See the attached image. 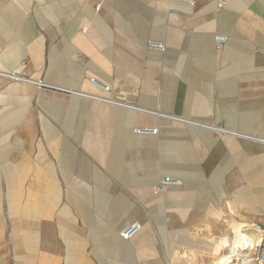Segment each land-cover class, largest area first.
<instances>
[{"label": "rangeland", "instance_id": "obj_1", "mask_svg": "<svg viewBox=\"0 0 264 264\" xmlns=\"http://www.w3.org/2000/svg\"><path fill=\"white\" fill-rule=\"evenodd\" d=\"M259 136L264 0H0V264L248 261Z\"/></svg>", "mask_w": 264, "mask_h": 264}, {"label": "built area", "instance_id": "obj_2", "mask_svg": "<svg viewBox=\"0 0 264 264\" xmlns=\"http://www.w3.org/2000/svg\"><path fill=\"white\" fill-rule=\"evenodd\" d=\"M214 40L216 42V45L217 47L221 48L223 47L226 43H227V40H228V37L225 35V34H222V33H219V34H216L215 37H214ZM150 47L152 48H163L162 45L160 46H153L151 44H149ZM170 179L167 178L166 180H162V182L160 184H158L157 186H159V188H161L163 186V184L165 183H168V182H164V181H169ZM139 229V225L135 222L133 223H129L127 224L122 232H121V235L124 239H128L130 238L132 235H134ZM242 256L238 255V254H234L232 255L228 260H227V263H232V264H264V247L262 246V244H260L256 251L254 252V255L253 257L248 260V261H245V260H242Z\"/></svg>", "mask_w": 264, "mask_h": 264}, {"label": "crops", "instance_id": "obj_3", "mask_svg": "<svg viewBox=\"0 0 264 264\" xmlns=\"http://www.w3.org/2000/svg\"><path fill=\"white\" fill-rule=\"evenodd\" d=\"M209 29L211 28V27H208ZM139 111H140V109H139ZM143 111V110H142ZM158 180V179H157ZM156 180V181H157ZM155 181V182H156ZM154 182V183H155ZM180 185H178V186H170V187H172V188H178ZM136 223V222H135ZM138 225H139V229H138V231L134 234V235H132L130 238H128V239H124L123 237H122V235H121V237H122V239H124L125 241H129V240H131V239H133L135 236H137L138 234H139V232L141 231V226H140V224L139 223H137ZM249 240L251 241V239H249L247 236H244V234H242L240 231H238L237 233H236V235H235V238H234V243H233V247H247L248 246V243H250L249 242ZM132 243V242H131ZM244 245V246H243ZM216 250L218 251V252H221V245L219 244V243H217L216 244ZM211 253L210 254H213V255H215V247H214V249L212 248L211 250ZM207 254H209V253H207ZM223 257L224 256H221L220 257V260H219V262H217V264H224L225 262H223ZM227 258V257H226Z\"/></svg>", "mask_w": 264, "mask_h": 264}, {"label": "bare ground", "instance_id": "obj_4", "mask_svg": "<svg viewBox=\"0 0 264 264\" xmlns=\"http://www.w3.org/2000/svg\"><path fill=\"white\" fill-rule=\"evenodd\" d=\"M97 84L98 85H100L101 86V84L100 83H98L97 82ZM99 87V86H98ZM138 131H140V132H153L154 130H151L150 128H147V127H145V128H139V129H137ZM215 130H217L216 128H215ZM251 139H253V140H255L256 142H258V143H264V138H263V136H259V137H251ZM162 182V180H161V178H159L155 183H154V188H159V186H157L158 184H160ZM164 182H168V184H173V185H169V187L170 186H178L179 185V180H176V181H174V180H169V181H164ZM153 191V190H152ZM227 262H225L224 264H226Z\"/></svg>", "mask_w": 264, "mask_h": 264}]
</instances>
